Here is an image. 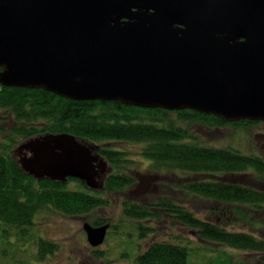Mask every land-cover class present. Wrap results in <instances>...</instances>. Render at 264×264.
Here are the masks:
<instances>
[{
  "label": "water",
  "instance_id": "95a60500",
  "mask_svg": "<svg viewBox=\"0 0 264 264\" xmlns=\"http://www.w3.org/2000/svg\"><path fill=\"white\" fill-rule=\"evenodd\" d=\"M0 68L3 86L264 121V0H0ZM17 151L39 180L100 189L109 170L69 133ZM109 228L83 225L94 248Z\"/></svg>",
  "mask_w": 264,
  "mask_h": 264
},
{
  "label": "trees",
  "instance_id": "16d2710c",
  "mask_svg": "<svg viewBox=\"0 0 264 264\" xmlns=\"http://www.w3.org/2000/svg\"><path fill=\"white\" fill-rule=\"evenodd\" d=\"M258 123L227 122L191 109L73 100L43 89L0 84V234L8 239L12 234L35 238V216L49 211L113 227L114 217L93 220L92 215L111 206L104 193L113 197L118 193L124 197L123 220L137 222L135 230L144 245L141 253L130 256L133 264H189L186 242L218 243V249L233 253L230 264H264V157L257 149L246 150L240 134L237 143L217 147L191 131L199 124L197 132L208 136L230 126L245 131ZM58 133L87 141L107 160L103 188H89L76 178L68 183L36 179L13 157L28 139ZM133 156L142 157L153 171L178 176L169 187L181 191L182 198L164 193L136 199L133 192L139 179L132 173ZM198 201H209L203 216ZM176 227L185 230L175 233ZM36 244V255L43 261L59 249L52 239L39 237ZM93 252L108 257L107 251Z\"/></svg>",
  "mask_w": 264,
  "mask_h": 264
},
{
  "label": "rangeland",
  "instance_id": "374dc122",
  "mask_svg": "<svg viewBox=\"0 0 264 264\" xmlns=\"http://www.w3.org/2000/svg\"><path fill=\"white\" fill-rule=\"evenodd\" d=\"M261 126V124H260ZM256 124L252 125L248 130L239 131L236 126H230L226 129L215 131L212 135L206 136L207 132L198 133L199 124L192 125L191 131L195 134L201 136L206 140L209 146H225L237 143V135L240 134L242 137V143L246 150L257 149L259 153L264 157V152L259 150L260 139L255 135L257 132L262 131L261 127ZM264 127V126H263ZM262 127V128H263ZM203 129V128H201ZM2 138V133L0 131V139ZM130 147V146H129ZM16 150V149H15ZM15 158L20 159V155L15 152ZM135 162L131 165L133 175L136 174L137 178H146L145 186L137 187L134 186V190L140 189L144 191L143 195H135L136 199H146L149 196H161L164 193L173 196H180L182 198L181 191H175L169 186L175 184V180L178 176L171 172H158L153 171L146 160L142 157L133 156ZM183 179V177H182ZM141 182V181H140ZM73 183V182H71ZM104 197L109 200L111 206H106L104 208L97 209V212L92 215L94 220L95 217L102 216L104 218H113V227L116 226L119 233H108L105 243L99 247V249H104L108 257H97L93 252V248L87 242L86 233L83 229V223L85 219L82 218H67L55 212H38L35 216V222L37 225L35 238H31L28 235H15L8 238H4L3 233H1L0 241V253L1 260L0 264H133L129 259L130 256L135 253H141L144 250V245L142 244V239H139L138 233H136L135 225L137 222L135 220L127 222L126 219L123 220V209L122 200L124 197L121 194H116L113 196L104 193ZM132 198V195L130 196ZM134 199V198H132ZM115 201L118 202L115 203ZM198 208L200 209V215L203 216L208 210L209 201H198ZM43 215H47L44 217ZM214 215V214H213ZM41 218V219H40ZM216 215H214V219ZM89 218L86 217V220ZM123 221V222H122ZM41 222V223H40ZM134 222V223H131ZM185 229L174 228L175 233L184 231ZM183 232L182 235H186ZM39 237L42 239H52L59 244V249L53 256L52 254H47L46 259L43 261L38 258L37 254V244ZM21 239V240H20ZM173 240L178 241L173 238ZM189 247V264H230L231 250L225 247L217 248L218 243H206L202 244L199 242H186ZM98 255H101L98 253ZM116 256L117 262H109L107 259H112ZM127 255V259L125 258Z\"/></svg>",
  "mask_w": 264,
  "mask_h": 264
},
{
  "label": "flooded vegetation",
  "instance_id": "af4514ba",
  "mask_svg": "<svg viewBox=\"0 0 264 264\" xmlns=\"http://www.w3.org/2000/svg\"><path fill=\"white\" fill-rule=\"evenodd\" d=\"M258 122H259L258 124H261V126H260L261 127V130L262 129L263 130L260 131V132H257L255 136L258 139H260V142H261V144L259 143V148H260L259 150H261V151L264 152V127H263L264 126V121H258ZM258 124H256V126ZM102 176H103L102 178L104 179V177H107V173L103 174ZM146 182H148L146 178L139 177V180L137 182V186L138 187L145 186ZM133 193H134V195H138L139 196V195H143L144 194V191H141L140 189H138V190H135ZM80 218L85 219L86 217H80ZM98 251H102L103 253H105V250L104 249H98Z\"/></svg>",
  "mask_w": 264,
  "mask_h": 264
},
{
  "label": "bare ground",
  "instance_id": "6f19581e",
  "mask_svg": "<svg viewBox=\"0 0 264 264\" xmlns=\"http://www.w3.org/2000/svg\"><path fill=\"white\" fill-rule=\"evenodd\" d=\"M56 96H57V94H56ZM65 98V97H64ZM101 156V155H100ZM104 160H105V158L104 157H102ZM105 161H107V160H105ZM108 169H109V163H108ZM108 172V171H107ZM71 179V178H70ZM69 180V179H68ZM104 180V179H103ZM68 182H70V180L68 181ZM67 182V183H68ZM103 187H104V184H103ZM90 188V187H89ZM101 189V188H100ZM98 190V189H97ZM86 222H88L87 220H86V218H85V222L84 223H86ZM84 223H83V225H84ZM90 223V222H89ZM91 224V223H90ZM105 224H107V223H105ZM108 224H110V228L108 229L109 231H108V233H110V232H112V229H111V227H112V225H111V223H108ZM104 225V224H103ZM94 226V225H93ZM102 226V225H101ZM85 232V231H84ZM86 233V232H85ZM108 233H107V236H108ZM86 238H87V235H86ZM106 239H107V237H106ZM88 241V240H87ZM91 246V245H90ZM92 247V246H91ZM100 247V246H99ZM99 247H97V248H94V247H92L93 249L92 250H97V249H99Z\"/></svg>",
  "mask_w": 264,
  "mask_h": 264
}]
</instances>
